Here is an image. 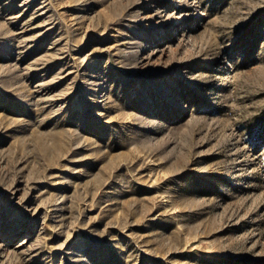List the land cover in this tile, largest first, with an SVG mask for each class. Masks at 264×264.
Segmentation results:
<instances>
[{
    "label": "rangeland",
    "instance_id": "rangeland-1",
    "mask_svg": "<svg viewBox=\"0 0 264 264\" xmlns=\"http://www.w3.org/2000/svg\"><path fill=\"white\" fill-rule=\"evenodd\" d=\"M0 264H264V0H0Z\"/></svg>",
    "mask_w": 264,
    "mask_h": 264
}]
</instances>
